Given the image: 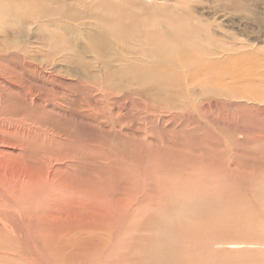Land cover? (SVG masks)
<instances>
[{"label":"rangeland","instance_id":"374dc122","mask_svg":"<svg viewBox=\"0 0 264 264\" xmlns=\"http://www.w3.org/2000/svg\"><path fill=\"white\" fill-rule=\"evenodd\" d=\"M194 1L196 17L212 26L210 36L226 46L238 43L264 67V36L255 23L264 20L263 0L241 16L217 11L214 0ZM2 17L0 43L3 31L18 27ZM65 47L54 48L49 60L48 50L36 47L30 60L6 54L0 62V188L16 182L12 190L23 200L37 187L48 188L51 220L44 227L84 239L69 254L57 253L60 264H264V76H257L258 64L256 78L241 65H230L226 76L207 70L193 79L173 69L165 77L155 57L133 53L137 47L128 44L93 65L101 77L115 72L113 83L131 74L129 66L147 70L146 81L120 89L90 80L84 64L92 65L93 57L78 58ZM59 54H68L66 63ZM108 61L110 74L102 68ZM31 199L22 206L32 221L43 219ZM7 217L0 213V262L17 264V251L24 257L31 250L16 221L2 223Z\"/></svg>","mask_w":264,"mask_h":264},{"label":"bare ground","instance_id":"6f19581e","mask_svg":"<svg viewBox=\"0 0 264 264\" xmlns=\"http://www.w3.org/2000/svg\"><path fill=\"white\" fill-rule=\"evenodd\" d=\"M258 1L260 0H214V7L217 9V11L223 9L224 7L225 9L236 11L237 15L239 14L241 16V14H244L250 9H252V2L257 3ZM186 2L190 5L189 12L178 20L174 21V26L172 29L166 30L163 33H145L134 30L133 24L135 23V17L130 15L129 12H125V8L120 7L123 1L121 4H118L116 0H0V14L3 15V17L7 16L9 20L13 22V24L15 23L16 26H18L17 29L14 31H9L8 29L6 31H3L0 44L4 46L5 51L0 50V62L4 61L3 58L6 54H8L10 57L16 58L18 56L20 57V54H22L21 57L27 58V54L32 57L31 49L36 47H43L44 51L45 49L48 50L49 53H47V55L49 54V56L45 57L49 60V57L52 56L51 52L54 48L66 46L69 50H71V52L73 51V53L78 58L80 56H85L86 54H89L93 57L92 65H90L89 63H85L87 64L85 65L83 60L75 62L74 65H76V69L82 68L84 64L86 70L90 71L88 73L89 76L92 77L90 80H95L94 82L103 81L113 83L112 81L114 80V78L112 75H114L115 77V72L112 73L113 69L109 61L108 63L104 62V67L102 68L105 70L106 74H110V72L112 71V74L110 75H104L102 77L98 76L97 72L94 71L93 65L98 63V60H101L102 57L109 58L111 56H114L116 54L115 50H117L116 47L134 44V46L136 47L137 45H141V47L143 45V50L141 48H138V46V50L133 51L131 49V52L129 54H132L133 51V53L141 54L144 56L150 55L151 57H155L156 61L162 66H164V69L168 71L166 72L165 77H167L166 75L169 76L170 73L172 74L173 69L183 70V72H186V74L193 79H195L197 75L205 73V71L207 70L211 71L214 75L217 74L226 76L227 74L231 73L230 70L232 68L230 67V65H241L247 68L248 70H250L251 68V76L252 78L255 77V73L252 68H254L259 62L257 60L254 61L255 59H250V54H252V52L249 50L245 52L246 48L239 47L240 45L234 41L229 40L231 41V43L226 46L222 42H219L215 38L210 36L209 32L212 31V26L210 24L205 23L202 19L196 17L197 9H195L196 7L194 6L196 5L194 4L195 1L186 0ZM256 3L255 5H257ZM236 13L234 14L236 15ZM259 13L262 15L264 14V12ZM7 20L8 19H6V21ZM87 21H90L94 24L87 23ZM36 22H38L39 27L34 28L35 24H37ZM255 23L257 25V30L261 32L264 36L263 18L258 17V20L256 19ZM72 24L76 25L72 26ZM50 29L57 30V32L54 33L53 31H50ZM36 30L38 32H36ZM78 32L82 33L85 42H82L80 40L79 36L77 35L79 34ZM7 47L10 48L7 49ZM235 48H238L237 52H235L234 54L229 52L231 50H234ZM11 51H13V53ZM56 51L58 52V49L55 50V52ZM37 53L39 52L37 51ZM54 53L52 54L54 55ZM59 53L61 52L59 51ZM59 55L61 57V54ZM217 55H222L223 57H213ZM65 56L63 55V57H61V60L63 58L64 61ZM27 59L30 60L29 57ZM48 60L47 62H49ZM72 61L73 59L71 60V63H73ZM201 62H203L204 64L200 65ZM259 65L262 64L257 65L255 72H257V76H264V70L261 71L260 69L262 67H260ZM29 67L31 68V66ZM125 72L131 74L128 75V77L122 76L119 80L115 81L116 83L111 84V86L122 89L124 88V86L126 87L132 84H140L149 78V74L147 73V70H145V68L143 70L135 66H129L125 69ZM178 80L179 79L175 78V81L178 82ZM249 80L251 82H249L251 84L250 86L253 88L255 86V83L252 79ZM192 83H190V85H192ZM207 85L209 86V84ZM258 87L259 86H255L253 90H257ZM157 88L158 86L156 85V89ZM6 168L5 170H7ZM5 174L7 173L5 172ZM4 177L6 176L4 175ZM6 180L10 182L11 179L9 177H6ZM45 183L47 184L46 181ZM15 184L16 182L8 183V185L4 186L5 188L3 190H5V192L0 188V198L3 199V205H0L3 211L0 213H6L8 215V217L5 218L4 222H2L3 224H5L6 226H10L13 225V222L16 221V226L22 228V238L24 240V243L31 250L29 252L30 256H32L31 258L30 256L26 255L24 257H20L18 256L19 251H17V264H19L20 262H22V264H54V261H58L57 264H60L61 261L59 260L60 258L57 257V253H62L65 250L68 252V250L70 249L80 247V245H83L82 240L84 239L80 238L78 240H75L73 238H68L64 233L66 231L62 229H52L53 231L51 233V226H48L50 231H47V229L44 227L47 221L50 225L51 220V217L47 215V204L49 203H47V195L49 194L47 192L48 190L46 191V189H48L47 187L35 188L36 193H38L39 191L42 192H39V194H33L34 190L33 192L29 191L32 192L31 196L24 199L25 201H27V199L29 200L31 197L32 201H30L32 203L34 202V204H37V206L41 209L40 211H42L44 214L43 219L38 218V215V217H32L34 220L32 221L30 215L27 213L26 209L21 204V201H24V197L21 196L22 193L16 194V192L12 190L15 189ZM45 192H47L48 194ZM64 195L66 196V194ZM91 206H93V204ZM62 208L66 207L62 206ZM65 213L66 212H64V214ZM64 214L61 217L65 218L66 216ZM68 215L69 214H67V216ZM77 215L80 214L78 213ZM9 217H11V219H9ZM56 218L57 216L55 215L52 220ZM68 218L70 217H67V220ZM63 220L61 219V222L64 223ZM19 221L22 223H20L21 225H18ZM38 231H40V234L37 233ZM109 241L110 240L108 239L106 246L108 245ZM100 253L99 255H104ZM67 254H69V252ZM9 259L10 263L14 264L13 260L11 258ZM73 261L76 262L74 258Z\"/></svg>","mask_w":264,"mask_h":264},{"label":"clouds","instance_id":"9594fccd","mask_svg":"<svg viewBox=\"0 0 264 264\" xmlns=\"http://www.w3.org/2000/svg\"><path fill=\"white\" fill-rule=\"evenodd\" d=\"M120 7L135 17L134 30L163 33L174 26V21L186 15L190 5L186 0H125Z\"/></svg>","mask_w":264,"mask_h":264}]
</instances>
